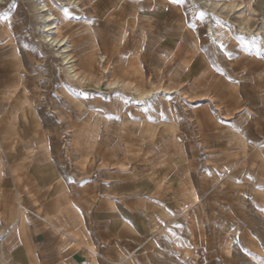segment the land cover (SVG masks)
<instances>
[{
  "label": "rangeland",
  "instance_id": "obj_1",
  "mask_svg": "<svg viewBox=\"0 0 264 264\" xmlns=\"http://www.w3.org/2000/svg\"><path fill=\"white\" fill-rule=\"evenodd\" d=\"M51 1L77 28L104 21L107 46L118 48L98 52L94 71L75 61L78 72L87 67L95 76L84 74L86 81L78 82L65 72L60 51L43 42L47 34L34 3L0 2L5 40L0 39V65L7 58L23 63L14 64L13 80L0 84L3 119L22 121L21 138L29 130L42 136L26 144L24 158L15 159L6 155L7 135L0 129V264H66L73 252L86 254V264H264V0H206L243 4V11L231 14L207 7L205 0H136L154 8L153 24L145 30L152 42L144 53L139 50L147 41L143 26L128 28L124 14L115 17L109 11L101 17L89 9L92 0ZM212 28L219 44L211 41ZM226 32L230 42L222 38ZM70 44L78 60L80 47ZM124 44L129 48H121ZM161 47L164 57L159 59ZM119 55L125 63L117 61ZM107 56V63H101ZM119 81L122 86L114 88ZM136 92L153 94L143 99ZM70 100L82 102L88 114L98 113L111 125L83 129L94 136L74 139L80 128L70 124L78 112ZM161 104L180 114H150L152 106ZM115 105L123 117L113 111ZM139 107L147 108L145 117L126 116ZM40 154L56 163L61 159L80 181L88 177L95 186L106 181L122 186L106 193L111 198L151 199L157 207L148 200L143 216L156 213L159 224L133 226L136 235L118 224L93 225L84 239H51L60 228L57 217L46 223L38 218V204L29 205L35 215L19 201L31 191L27 172L35 164L32 156ZM196 191L200 203L171 216L166 205L192 200Z\"/></svg>",
  "mask_w": 264,
  "mask_h": 264
},
{
  "label": "crops",
  "instance_id": "obj_2",
  "mask_svg": "<svg viewBox=\"0 0 264 264\" xmlns=\"http://www.w3.org/2000/svg\"><path fill=\"white\" fill-rule=\"evenodd\" d=\"M118 1H119V5L123 4V6H120V8L119 7L117 8L115 6ZM143 6L142 4L140 5V3H138V1L136 0L132 1L129 4H125V2H123L122 0H102V1L92 0L91 7L89 9H91L92 12L99 13L101 17L106 16L109 11H113L112 14H114L115 17L116 16L120 17L122 16V14H124L126 18L128 17L126 23L128 28L130 26L133 27V25H129V24H136V25L139 24V26L141 24L144 28L141 35L143 36L144 40L147 39V41H144L145 43L144 45L139 44L141 45L139 50L140 52L144 53L147 43L149 44V42L150 43L152 42L148 40V36L146 35L145 30L149 31L150 27L153 24L150 17L155 18V16H154V8L149 9L148 7H143ZM56 13L60 15V17L63 18L64 22L69 25L67 33L71 36V38L73 39V41H75V43L76 42L78 43V48L80 47L79 58L76 61L77 63L79 62L78 65L90 66L91 68L93 67V71H94V68L98 66V62L95 57L97 54H99L100 52L103 54L107 49L109 48L111 49L112 47L118 48L116 47V45H112L111 47V45L109 44L107 46L106 42L108 37V31L106 30V27H104L101 24L104 21L94 20L91 23L88 22L87 24H83L77 28L75 25L76 23L75 21L69 20L66 17V15L60 13L57 9H56ZM109 32H111L112 34H116L118 30L113 31L111 29L109 30ZM0 39L1 41L4 40V36H2L1 31H0ZM162 41L165 40L162 39ZM131 47L132 46H130V48ZM121 48H129V44H124L122 45ZM158 50L163 51V48L161 47V49H157L156 56H158V58L159 56H161V58L164 57L163 53ZM12 53L17 55V51L14 49H12ZM122 57L123 56L119 55L117 59L119 63H125L122 60ZM123 58L125 59V57ZM108 59L109 56L103 57V59H101L100 62H102L103 64L107 63ZM8 61L9 60L7 58L0 65L1 67L5 66V68L2 71L0 70V84L2 83V81H11L14 79L15 65L19 66V64H21L23 66L22 60L20 58L18 59L17 62H13V61L8 62ZM188 61L189 60H186L187 63ZM84 69L86 70L84 71V73L90 79L95 78L94 74L91 71H89L87 67ZM11 71H13V73H11ZM123 71L129 72V70L125 67ZM30 75L33 77L34 74L31 73ZM36 77L40 78V74H38ZM17 87L18 86L14 88ZM33 87L31 92L33 91L38 92V90ZM18 90L19 89H17V91ZM136 94L140 96L142 95L147 96V97H143V99H148L152 97V95L150 94L153 93L138 94L136 92ZM70 104L75 111H78L75 116L76 120H74V118H72L73 116H71L70 124L76 128L77 127L80 128L79 129L80 131L76 132V136L74 137V139H79V138L90 139L91 137L94 136L91 133H83L84 131L83 129L94 128V127L96 128V126L100 127L101 125L103 126L104 124L111 125L109 120H107L104 116L98 113L88 114L82 102L70 100ZM116 109L118 114L121 117H123L124 115L122 114L121 106L120 105L113 106V111ZM146 109L139 107L138 110L132 111L133 113L130 112L126 113V116H130V115L132 116L133 114L146 115V113H144ZM176 110L177 109L174 108V110L172 111V109L165 108L163 104H161L159 106H152V111H150V114L151 112L157 114L166 112L167 114L169 113L172 115V117H174L180 114V111L179 110L176 111ZM204 115L205 114L201 116V120L203 119V121L205 117ZM208 117L210 116L208 115ZM17 121L8 118L3 119V107L0 104V129H5L4 131H1V135L3 134L7 135L5 139V144L7 145L5 153L6 155H8L9 158L12 157L15 159H19V156L23 157L22 151L27 150L25 148L27 143H31V141L35 139L38 140L42 137V136L40 138L35 137L37 134H35V132H33L32 130H29L28 128H27V130H29L27 132L28 136H26L25 134L24 137L22 138L19 137L22 136L20 130L23 128V125L20 119L18 122ZM154 121L155 122L157 121L156 123H158L160 120L156 118V120ZM199 122L202 123L200 119ZM10 127H12V129H9ZM155 130L156 129L152 130L153 135L155 134ZM145 133L150 134L151 128L147 127L145 129ZM98 135L99 134L96 133V136ZM100 137H103V135L99 136V138ZM20 145L22 146L21 151L19 149ZM31 160L35 162V164L30 165V168L28 169L29 171L27 172V179H28L27 183L28 186L31 188V191L27 193L23 192L22 193L23 195L21 194V196L19 197V201L23 202L21 204H23L24 207L26 208V210L24 211H27L28 213L31 212L35 215L37 213L34 212L31 209L32 207L30 208L29 205L38 204L39 206H37V209L39 210V212H41L40 213L41 216H39L38 214V218L42 219L46 223L50 222L49 219L51 218L53 219L54 217H57V226H60V228L57 229V238L52 237L51 239H57V241H60L68 237L73 241H78V238H76V236L79 235L83 236V234L88 233L89 231L88 226H93V225L102 226V225L118 224L124 226L123 227L124 231L126 230L128 232L135 233L136 235L139 233L136 232L137 230L133 226L142 225V224H148V225L159 224L156 213L147 211L145 213V216H143L142 207L143 206H144L143 208L146 207L145 203L148 200L150 201L149 203H151L154 207H157V203L152 202L151 199H146V197H138L137 199H131V200H126V199L123 200L122 198L119 199L111 198L106 193L109 192V190L112 188H116V187L121 188L122 186L114 183L111 184L107 181L102 182L100 185L98 183V186H95V182L88 177H85L83 181H80L76 176L77 173L74 174L71 170L66 169V167L62 164L61 159H57V163H56L55 160L53 159L49 160L48 158H46V156H43L42 158V154H40V156L38 155L32 156ZM35 166H39L40 168H35ZM43 166L45 168H42ZM196 192L197 193L192 196V200L187 199L178 202L173 201L170 204H167L166 209L168 210L170 209L169 213L171 214V216L176 215L177 212L181 213V211L183 210L187 211L189 208H191L192 205L194 206L195 204H199L200 203V199H199L200 197L198 194L199 192L198 191ZM100 193L102 194L101 195L102 198L98 199L99 198L98 197L97 199H95L96 198L95 195ZM152 205H148L147 207H149V209L151 210L153 207ZM171 222L172 221H165L164 223L170 224ZM63 226L65 227V229H62ZM135 237L136 236H134L133 238L134 243L137 242ZM80 238L84 239L85 237L83 236ZM87 259L88 258L86 254L73 252L69 255L66 264H86L88 261Z\"/></svg>",
  "mask_w": 264,
  "mask_h": 264
},
{
  "label": "bare ground",
  "instance_id": "obj_3",
  "mask_svg": "<svg viewBox=\"0 0 264 264\" xmlns=\"http://www.w3.org/2000/svg\"><path fill=\"white\" fill-rule=\"evenodd\" d=\"M4 0H0V2H3ZM34 3L35 5V10L37 13H39L40 18L44 25H43V33L47 34L46 36L43 37L44 39V43H46L52 50L59 52L58 57L60 59H62V62L64 63L63 65L65 66L64 70L67 73V75L74 79V80H81L84 81V72L81 73L78 72V69L76 67L75 60L72 57V55L70 54V43L73 41V39L71 38V36L67 33L68 27L69 25L67 23L64 22L63 18L60 17V15H58L56 13V9L54 4L52 3L51 0H30ZM70 1V0H68ZM76 1V0H75ZM102 1V0H100ZM123 1V0H122ZM205 5L207 7H210L211 9H220L222 12H226V13H235V12H240L243 11L241 10L240 7L243 6V4H237V3H233L231 5H221L219 3L216 2H212L209 3L208 1H204ZM82 3V2H81ZM252 3V2H251ZM72 4H77V2H73ZM121 4V2H120ZM85 5V4H84ZM123 6V4H121ZM78 6V4H77ZM117 8L120 6L119 5V1L117 2V4L115 5ZM73 7V6H72ZM79 7V6H78ZM77 8V7H76ZM120 8V7H119ZM245 8V7H244ZM75 9V7H74ZM78 9V8H77ZM255 11V10H254ZM244 13V12H243ZM39 18V19H40ZM130 21V20H129ZM135 21V20H134ZM220 21V20H219ZM136 22V21H135ZM227 24V23H226ZM246 28H244L245 30ZM226 31V30H224ZM210 37H211V41L216 42L219 40L218 44L220 43V38L217 37V33L215 29H210ZM221 34V33H220ZM232 36V35H231ZM146 38V37H145ZM226 40H228L230 42V34L229 33H224L223 37ZM215 40V41H214ZM264 41V40H263ZM232 42V41H231ZM103 58V57H102ZM100 60V59H99ZM102 63V62H101ZM20 65V64H19ZM78 66V65H77ZM97 70V69H96ZM63 73V72H62ZM98 73V72H97ZM96 73V74H97ZM64 74V73H63ZM87 76V75H86ZM86 78V77H85ZM90 79V78H89ZM88 80V79H87ZM86 81V80H85ZM89 81V80H88ZM84 83V82H83ZM116 83V82H115ZM114 83V84H115ZM122 83V82H121ZM120 81L118 83H116L113 87H121ZM83 85V84H82ZM131 85V84H130ZM35 86V85H34ZM134 90V89H133ZM152 92V91H151ZM139 94V93H138ZM149 95V94H148ZM152 95V94H150ZM140 96V95H139ZM142 97H147V96H143ZM81 104V103H80ZM76 105V104H75ZM37 108V107H36ZM79 108V107H78ZM80 109V108H79ZM82 112V111H81ZM78 117V116H77ZM81 119V118H80ZM85 119V118H84ZM93 119V118H92ZM103 119V118H102Z\"/></svg>",
  "mask_w": 264,
  "mask_h": 264
},
{
  "label": "snow or ice",
  "instance_id": "obj_4",
  "mask_svg": "<svg viewBox=\"0 0 264 264\" xmlns=\"http://www.w3.org/2000/svg\"><path fill=\"white\" fill-rule=\"evenodd\" d=\"M172 2H174V3H181L182 0H172Z\"/></svg>",
  "mask_w": 264,
  "mask_h": 264
}]
</instances>
